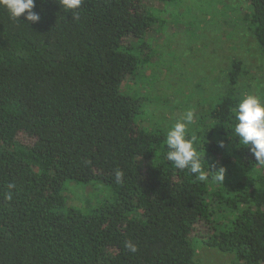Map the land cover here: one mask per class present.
I'll use <instances>...</instances> for the list:
<instances>
[{"label": "trees", "instance_id": "obj_1", "mask_svg": "<svg viewBox=\"0 0 264 264\" xmlns=\"http://www.w3.org/2000/svg\"><path fill=\"white\" fill-rule=\"evenodd\" d=\"M177 1L0 0V264H199L202 226L206 247L264 264V90L242 95L244 63L184 144L122 90L149 64L133 42ZM248 3L264 69V0ZM70 181L111 195L85 214Z\"/></svg>", "mask_w": 264, "mask_h": 264}, {"label": "rangeland", "instance_id": "obj_2", "mask_svg": "<svg viewBox=\"0 0 264 264\" xmlns=\"http://www.w3.org/2000/svg\"><path fill=\"white\" fill-rule=\"evenodd\" d=\"M249 7L248 0H178L155 7L154 30L133 42L138 55L143 48L141 58L147 57L149 64L122 86L126 95L141 99L143 127L172 128L169 133L182 138L184 144L183 135L191 134L209 98L222 93L235 59L244 63L248 74L240 79L242 95L262 96L261 52L244 21ZM22 142L29 144L30 140L23 137ZM258 154H263L262 148ZM63 195L69 206L89 214L109 198L111 190L98 181L87 185L70 181ZM213 210L217 218L216 204ZM204 234L202 226L200 241ZM200 241L196 244L199 264H240L234 254L208 248Z\"/></svg>", "mask_w": 264, "mask_h": 264}]
</instances>
